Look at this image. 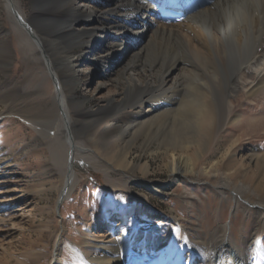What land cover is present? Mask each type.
Instances as JSON below:
<instances>
[{
    "label": "bare ground",
    "instance_id": "bare-ground-1",
    "mask_svg": "<svg viewBox=\"0 0 264 264\" xmlns=\"http://www.w3.org/2000/svg\"><path fill=\"white\" fill-rule=\"evenodd\" d=\"M172 2L187 8L188 15L177 24L166 25L160 21V11ZM197 2L201 6L190 11ZM24 4L23 0H0V107L8 115L21 112L36 124L48 139L53 165H66L58 187L60 204L72 193L78 179L75 164L80 144L76 140L89 137L85 128L88 120L123 114L129 123L117 129L119 139H111L107 132L100 138L92 137L93 153L111 164L99 154L106 142L114 143L115 163L128 169L129 151L139 138L145 139L146 151L156 142L158 150L167 155L171 185L178 176L195 172L196 162L190 151L201 139L210 101L216 104L214 133L239 119L238 109L245 100L264 94V0H30L31 11ZM161 42L170 47L158 50ZM125 51V61L111 68ZM18 54L24 62H38L43 79L46 73L53 78L55 89L51 93H44L42 85L29 87L31 75L21 81L12 79ZM227 71L233 78L228 82ZM79 86L89 94L85 100L108 93L97 112L76 100ZM4 113H0V122ZM233 148L234 143L220 162H226L230 155L246 170L250 162L255 164L256 170L249 176L257 172L260 177L254 184L258 197L255 204L252 200L248 203L258 208L256 222L263 226H257L239 244L231 225L219 228L209 240L195 244V253L204 264H260L258 255L264 250V158L236 159ZM220 162L207 166L203 173L210 176L215 170L218 174ZM239 174L238 168L225 172L222 184L230 187ZM175 222L178 224L171 246L161 252L159 247L147 258L137 254L136 263L125 254L122 238L89 243L90 248L78 251L88 264H182L192 239L185 226L179 220ZM61 239L59 236L55 242L51 264H64ZM95 248L100 255L91 257L87 250ZM39 263V258L31 256L17 258L14 264Z\"/></svg>",
    "mask_w": 264,
    "mask_h": 264
},
{
    "label": "rangeland",
    "instance_id": "rangeland-1",
    "mask_svg": "<svg viewBox=\"0 0 264 264\" xmlns=\"http://www.w3.org/2000/svg\"><path fill=\"white\" fill-rule=\"evenodd\" d=\"M23 3L27 11H31L30 0H23ZM2 18L0 9V22ZM149 35L150 32L145 36ZM159 47L158 50L163 51L170 45L161 42ZM127 52L112 62L111 68L120 66L127 58ZM40 68L38 62H24L18 54L12 79L21 81L31 75L28 86L42 85L43 92L49 94L55 89L54 80L47 73L43 79ZM199 75L203 77L202 73ZM230 75L225 72L226 82L233 79ZM224 86L227 90V85ZM107 94L104 91L85 100L89 94L79 86L76 100L84 101L86 109L97 112ZM46 98L49 100V96ZM214 102L210 101V112L202 124V141L199 138V144H194L190 151L196 162L195 172L178 176L171 185L169 182L173 178L169 173L167 155L158 150L156 142L146 151L143 148L145 139L139 138L129 151L127 160L131 167L128 169L115 163L114 143L106 142L99 154L111 164L93 153L92 137L100 138L107 132L112 135L111 139H119L117 129L129 123L123 114L116 118L103 119L100 116L88 120L85 128L89 137L82 138L85 142L76 140L80 144L75 164L78 179L72 193L61 204H58V187L67 171L66 165H53L54 155L48 139L36 124L27 121L21 112L8 115L0 107V113H4L0 122V259L3 264L8 260L14 264L17 258L31 256L39 258V264H51L59 236H62L61 260L64 264H86L79 248L115 238L124 240L125 254L130 255L131 263H136L137 254L147 258L151 251L159 247L160 252L166 251L171 246L174 228L178 224L176 220L185 226L192 239L182 264H204L195 253V244L209 240L219 228L231 225L232 235L239 244L257 226L262 227L263 224L256 222L258 208L248 203H254L258 197L254 184L260 177L256 171V175L249 176L256 170L255 164L250 162L246 170L240 161H232L230 155L226 162L220 161L233 143V153L238 154L236 159L264 158V94L245 100L238 109V122L226 125L219 130L220 133H212L216 114ZM207 137L210 138L209 144ZM200 149L205 151L198 152ZM218 161V174L215 170L210 176L203 173L204 168ZM235 168L240 171V176L230 187L224 186L221 181L225 179V172ZM158 183L166 185L158 186ZM241 196L252 199H236ZM260 227L257 229L262 231ZM87 252L91 257L100 255L97 248ZM258 258L259 263L264 264V257Z\"/></svg>",
    "mask_w": 264,
    "mask_h": 264
},
{
    "label": "water",
    "instance_id": "water-1",
    "mask_svg": "<svg viewBox=\"0 0 264 264\" xmlns=\"http://www.w3.org/2000/svg\"><path fill=\"white\" fill-rule=\"evenodd\" d=\"M58 204H60V203H58Z\"/></svg>",
    "mask_w": 264,
    "mask_h": 264
}]
</instances>
